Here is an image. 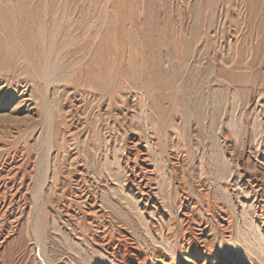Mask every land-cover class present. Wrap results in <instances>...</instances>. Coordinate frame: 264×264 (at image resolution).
Here are the masks:
<instances>
[{"label":"rangeland","instance_id":"374dc122","mask_svg":"<svg viewBox=\"0 0 264 264\" xmlns=\"http://www.w3.org/2000/svg\"><path fill=\"white\" fill-rule=\"evenodd\" d=\"M99 2L105 9L107 0ZM126 3L173 11L175 19L193 24L200 22L196 9L209 4L210 38L201 37L188 53L202 56L191 66L209 65L212 75L227 68L220 55H253L256 50H245L260 45L264 52V0ZM255 5L259 10L253 15ZM7 84L0 82V183L15 193L14 182L34 170L31 196L41 189L46 194L42 224L52 264H264V99L250 96L254 85L246 91L228 85L221 111L193 96L186 120L173 105L163 104L160 130L144 102L126 124L96 109L83 133L71 126L65 93L57 89L50 102L62 118L55 119L58 134L47 143L41 136L43 118L35 106H27L23 87ZM200 107L204 113L198 120ZM137 153L149 158L148 164L135 160ZM142 165L152 174H143ZM147 175L153 176L151 187L158 188L153 202L139 189H145ZM89 195L98 196L105 215L85 213L89 206L82 201ZM14 214H7V225ZM25 242L33 240L15 237L5 264H13Z\"/></svg>","mask_w":264,"mask_h":264},{"label":"bare ground","instance_id":"6f19581e","mask_svg":"<svg viewBox=\"0 0 264 264\" xmlns=\"http://www.w3.org/2000/svg\"><path fill=\"white\" fill-rule=\"evenodd\" d=\"M99 1L0 0V82H7L8 87H23L30 103L27 106L29 109L35 106L36 109L32 108L42 116L41 120L43 118L41 136L47 143L52 142V134H58L55 119L62 118L60 111L56 117L50 102L54 95L52 91L57 89L65 93L69 109L65 114L78 133L87 131L89 117L96 109L102 116L126 124L141 112L144 102L155 114L152 122L158 130L162 128L163 104L173 105L182 120L190 117L189 104L193 96L201 102H211L221 111L230 84L237 85L240 91L254 85L250 96L254 93L264 99L261 45L245 50L247 53L256 50L253 55H220L227 68H220L215 75L209 65H190L202 59L200 55L188 53L190 47L201 37L210 38L212 26H207L205 13L209 4L196 9V18L200 22L193 24L190 20L175 19L173 11L131 5L126 0H107L102 10ZM251 10V14L256 15L259 8L255 5ZM241 30L240 25L235 27L239 34L237 40ZM260 34L264 43V24ZM250 39L248 37L246 42ZM213 77L217 85L214 91L210 86ZM7 85H4L6 89ZM199 111L198 120L204 107ZM142 158L144 164H148L149 158L141 153L135 155V160ZM147 166L142 165L141 172L152 174ZM33 172L32 169L26 173L20 183L14 182L11 188H16L15 193L6 191V186L0 183V264H5V256L12 250L11 244L19 234L33 242H25L19 248L13 264L17 260L25 264H52L42 224L46 194L41 189L31 196V191L36 188L33 187L34 177H31ZM152 177L147 175L145 189L141 185L139 188L148 202L158 198L155 197L158 188L151 187ZM27 178L31 182L27 183ZM47 180L48 177L42 188ZM82 202L89 206L85 212L88 216L106 214L98 196H86ZM157 205L152 206L159 211ZM12 211L15 214L9 226L6 216ZM68 218L76 221L71 215Z\"/></svg>","mask_w":264,"mask_h":264}]
</instances>
